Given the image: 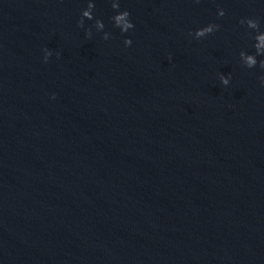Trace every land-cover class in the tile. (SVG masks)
Wrapping results in <instances>:
<instances>
[{"label":"water","instance_id":"95a60500","mask_svg":"<svg viewBox=\"0 0 264 264\" xmlns=\"http://www.w3.org/2000/svg\"><path fill=\"white\" fill-rule=\"evenodd\" d=\"M94 4L0 0V264H264V0Z\"/></svg>","mask_w":264,"mask_h":264},{"label":"clouds","instance_id":"9594fccd","mask_svg":"<svg viewBox=\"0 0 264 264\" xmlns=\"http://www.w3.org/2000/svg\"><path fill=\"white\" fill-rule=\"evenodd\" d=\"M110 7L114 10V14L110 17L113 28L119 29L121 33H127L129 30L134 28V25L130 19V13L127 10H119L120 8V0H109ZM195 2L199 3V0H195ZM95 7L94 0H86V7H84L80 11V19L77 20V26L83 27L84 20L87 19L89 21L93 20V9ZM224 10L221 7H217L216 15L218 17L224 16ZM238 23L252 32V46L254 49L253 54H249L243 51L238 53L240 62L245 68L252 69L254 67L264 69V60H260L257 65V56L264 55V28H261L259 17H243L238 20ZM93 27L97 32L102 33V38L104 40L109 39V33L103 31L104 23L100 19H95ZM219 25L214 23H208L202 27H198L195 31H190L188 33L193 39H201L205 36L213 33L218 30ZM92 31L89 28H85V36L91 37ZM132 40L128 37H125L123 40V44L125 47L130 46ZM43 51V61L47 62L49 57L52 55V51L45 48ZM230 81V74L224 75L219 74V82L223 86H227ZM260 86L264 87V76L259 78ZM55 94L53 93L51 98H54Z\"/></svg>","mask_w":264,"mask_h":264}]
</instances>
